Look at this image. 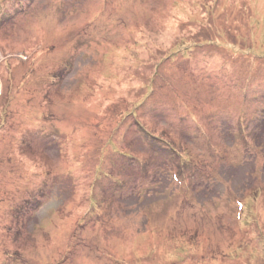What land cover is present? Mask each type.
Here are the masks:
<instances>
[{"label":"rangeland","instance_id":"374dc122","mask_svg":"<svg viewBox=\"0 0 264 264\" xmlns=\"http://www.w3.org/2000/svg\"><path fill=\"white\" fill-rule=\"evenodd\" d=\"M0 264H264V0H0Z\"/></svg>","mask_w":264,"mask_h":264}]
</instances>
